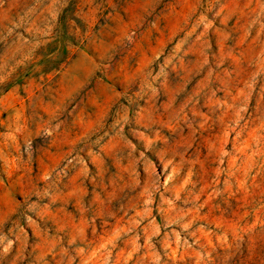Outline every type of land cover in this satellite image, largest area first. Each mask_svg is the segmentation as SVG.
Returning a JSON list of instances; mask_svg holds the SVG:
<instances>
[{
	"label": "rangeland",
	"instance_id": "rangeland-1",
	"mask_svg": "<svg viewBox=\"0 0 264 264\" xmlns=\"http://www.w3.org/2000/svg\"><path fill=\"white\" fill-rule=\"evenodd\" d=\"M0 264H264V0H0Z\"/></svg>",
	"mask_w": 264,
	"mask_h": 264
}]
</instances>
